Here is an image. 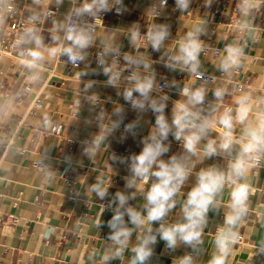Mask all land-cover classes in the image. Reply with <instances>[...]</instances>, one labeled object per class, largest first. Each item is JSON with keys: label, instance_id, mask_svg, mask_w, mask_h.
<instances>
[{"label": "clouds", "instance_id": "1", "mask_svg": "<svg viewBox=\"0 0 264 264\" xmlns=\"http://www.w3.org/2000/svg\"><path fill=\"white\" fill-rule=\"evenodd\" d=\"M166 2L159 0L154 4L148 10V18L158 16ZM64 3L65 0H32L29 14L15 40L20 63L30 74V80L40 79L39 70L44 63L65 57L64 64L74 68L85 65L84 70L75 73L78 83L90 73H102L107 77L104 85L116 89L117 95L122 96L137 113L136 119L125 124L124 106L117 103L111 113H107L101 106L100 97L93 91L97 81H83L74 103L77 111L81 99L94 111L98 109L95 122L99 132L82 142V156L95 165L97 157L107 152L109 136L121 125L123 140L127 135L137 134L143 114L151 112L155 116V125L142 139L143 147L139 154L123 157L113 152L108 157L113 164H125L128 174L123 178L125 190L116 191L107 204H100L97 212L96 229L104 226L103 213L106 210L112 212L111 219L107 221L110 232L100 251L99 264L124 260L128 251L131 257L127 264H148L158 238L169 250L174 251L179 245L193 250L177 257L174 264H197L196 257L204 243L209 213H219L221 209L224 210V220L216 229L208 264H229L241 238L240 230L252 211L250 197L257 191L251 183L253 169L264 160V88L241 86L230 89L226 81L245 66L248 41H259L260 30L254 26L252 13L264 0H239L238 15L232 20L234 37L225 43L222 50L210 49L200 39L206 34V22L199 19L185 25L187 31L175 42V47L163 51L159 61L151 60L141 49L150 46L154 52H161L171 35L167 24L150 23L145 34L141 33L139 24H132L125 33L136 49L135 54H131L121 51L122 46L117 42L118 30L104 32L103 35L97 31L101 27L100 15L113 9L120 14L124 10L123 0H69L71 7L58 19L57 12L50 6L54 4L59 9ZM175 3L179 11L189 13L192 0H175ZM212 3L213 0H205L206 7ZM15 11V0H0V25L13 18ZM46 21L51 22L47 29V43L41 27ZM98 38L97 68H90L89 49L96 46ZM202 53L212 57L223 79L205 76L201 70ZM121 57L124 63H121ZM156 62L163 63L170 71L187 73L189 79L182 87L176 80L157 79L153 68ZM209 85H214L211 89L214 100L206 103ZM168 87L177 88L181 97L172 102L171 120L165 115L170 97L163 89ZM226 96L232 98L230 104L225 102ZM237 125L240 126L239 131ZM169 136L181 144L183 151L165 160L162 157L170 151V145L166 143ZM213 157L221 158L225 164H213L194 172L197 164ZM66 159L71 162L70 158ZM108 160L104 166L111 173ZM54 173L49 171L47 177L51 178ZM193 174L195 184L186 198H182V188ZM150 181V187L145 190ZM110 186L109 174L98 176L95 183L86 187L88 204L93 205V196L104 201L109 196ZM226 188L227 200L223 195ZM138 195L142 196L143 204L131 206L129 201ZM178 204V218L170 221L168 218ZM255 212L260 224L264 225V205ZM154 222L159 224L155 229L152 227ZM133 233L136 234V242L131 244ZM254 249L256 253L264 254V239L257 241ZM96 256L95 251L90 255L93 264H97Z\"/></svg>", "mask_w": 264, "mask_h": 264}, {"label": "crops", "instance_id": "2", "mask_svg": "<svg viewBox=\"0 0 264 264\" xmlns=\"http://www.w3.org/2000/svg\"><path fill=\"white\" fill-rule=\"evenodd\" d=\"M159 0H123V11L120 14L113 9L104 13V21L97 29L100 34L118 30L117 42L121 44V51L135 54L136 49L129 43L125 33L134 23L141 26V33L147 32L150 23L167 24L171 35L165 41L161 52H154L151 47L141 49L151 60L159 61L163 51L175 47V42L184 32L185 25L194 23L199 19L206 22V34L200 39L210 49L222 50L225 43L234 37L232 20L238 15L237 4L239 0H213L210 7L205 6V0H192L189 13H182L176 8L175 0L160 9V14L148 18V10L158 4ZM16 19H26L32 0H15ZM60 19L71 7L69 0L56 8ZM254 26L260 30L259 41H248L245 49L248 57L245 66L226 81L230 89H239L238 85L245 87L264 88V3L252 13ZM45 42H49L47 29L51 22L46 21L42 26ZM10 25L7 22L0 25V264H93L90 255L97 253L96 262L99 264V254L107 242L110 229L107 221L111 219L112 212L106 210L101 219L104 226L95 228L94 222L100 204H107L118 190H125L124 177L128 174L125 164H113L108 157L111 153L128 157L139 154L142 150V139L149 135L155 125V116L151 112L143 114L140 127L136 135H127L121 139L123 125L116 130L107 140V152L97 157L93 165L86 157L82 156V142L99 132L95 122V112L92 106L81 99L79 110L74 103L76 92L83 87V81L95 80L93 91L100 97L101 106L107 113H111L115 104L124 106L127 124L137 118V113L127 104L122 96L117 95V90L106 87L107 79L102 73L89 74L81 78L78 83L76 72L84 70L85 65L72 67L64 64V57L44 63L40 68V79L31 81L30 74L20 63L17 54L18 48L11 52L1 51L3 38L9 40L17 38L18 33L9 35ZM100 39L96 46L89 49L88 63L90 68H97L96 53L99 50ZM202 71L219 75L212 57L201 54ZM121 63H124L121 57ZM153 68L157 79L165 77L167 80H176L182 87L189 79L187 73L170 71L163 63L156 62ZM223 79V78H220ZM219 80V79H218ZM162 82V81H161ZM199 83V81H197ZM29 85V91L25 86ZM212 87L206 100L213 101ZM170 97L165 115L171 120L173 101L181 99L178 89L168 87L163 90ZM156 95V93H153ZM39 98L42 107L36 108L33 102ZM232 98L226 96L225 102L231 103ZM77 111V113H76ZM76 113V114H75ZM86 120L92 121L85 123ZM61 125L60 134L51 132L54 126ZM240 126L237 125L239 131ZM215 135V133L213 134ZM170 151L162 158L167 160L173 154L183 151L181 144L169 136ZM66 158H70L69 163ZM108 160L112 168L104 166ZM42 161L43 166L38 169L35 164ZM217 164L223 166L225 161L219 157L206 159L196 165L194 172L200 168ZM253 169L251 183L256 188L255 194L250 197V212L245 226L240 230L241 238L233 250L229 264H264V254L256 253V242L264 239V225L257 219L255 209L264 205V160L260 167ZM49 171L55 172L48 178ZM110 175L111 186L109 196L104 201H99L93 196V205L88 204L86 194L87 185L96 182L98 176ZM71 182L67 183L66 179ZM145 186V190L150 187ZM195 184V175L189 177L187 184L182 188L184 197ZM224 199H228V189L224 191ZM133 207L143 204L142 196L130 200ZM180 213L179 204L169 216L170 221H175ZM10 216H15L12 221ZM127 219V217L125 218ZM224 210L219 213L210 212L208 224L204 229V243L201 246L197 264H208L213 250L212 240L216 229L223 224ZM131 226V225H130ZM159 226L153 223V229ZM136 242L133 233L131 244ZM186 245H179L174 251L166 248L163 240L158 238L153 246V255L148 264H174L177 257L192 253ZM131 252L125 253V259L112 260L110 264H127Z\"/></svg>", "mask_w": 264, "mask_h": 264}, {"label": "built area", "instance_id": "3", "mask_svg": "<svg viewBox=\"0 0 264 264\" xmlns=\"http://www.w3.org/2000/svg\"><path fill=\"white\" fill-rule=\"evenodd\" d=\"M168 1L169 0H167V2H166V4L168 3ZM53 11H55V9H52ZM18 13V11H17V9H16V11H15V15H14V17L13 18H11V19H9L8 20V22H9V25H10V31H9V35H14L15 33H17V32H19V31H21V26L24 24V22H25V19H23V18H18V19H16L15 17H16V14ZM104 13H102L101 15H100V21H101V24L103 23V21H104ZM91 22H93L94 23V21H91ZM98 23H99V21H98ZM263 29H264V27H263ZM17 38H13V39H11V40H9V39H7V38H3L2 39V41H1V51H4V52H11L14 48H15V40H16ZM17 53H18V51H17ZM66 58L64 57V60H65ZM70 65V64H69ZM72 66V65H71ZM81 66V65H80ZM79 66V67H80ZM204 72V71H203ZM205 73V76H207V77H212V76H215L217 79H220V78H222V74L220 73L219 75H216V74H212V73H206V72H204ZM127 74V72L125 73V75ZM161 83H163V81L161 82ZM242 86V84H239L238 85V88H240ZM29 89H30V86L29 85H26L25 86V90L26 91H29ZM166 88H164L163 90H165ZM207 102H209V100H206V103ZM33 105L36 107V108H41L42 107V103H41V101H40V99L39 98H36L35 100H34V102H33ZM57 126H59V129L57 130ZM57 126H54L53 128H52V130H51V132L52 133H54V134H60L61 133V131H62V126L61 125H57ZM261 165V164H260ZM35 166H36V168H38V169H40L42 166H43V163H42V161H38L36 164H35ZM260 167V166H259ZM258 167V168H259ZM258 168H256V170H255V172H257V169ZM66 181H67V183H70L71 182V180L70 179H66ZM1 196V195H0ZM2 213L0 212V222L2 221ZM11 218V220L12 221H16V217L15 216H10L9 217V219Z\"/></svg>", "mask_w": 264, "mask_h": 264}]
</instances>
